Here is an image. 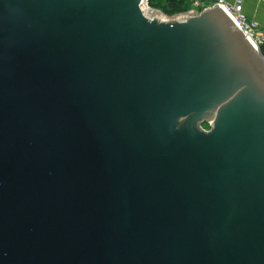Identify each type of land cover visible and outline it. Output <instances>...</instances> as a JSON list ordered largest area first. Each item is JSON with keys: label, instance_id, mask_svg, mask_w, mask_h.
<instances>
[{"label": "water", "instance_id": "water-1", "mask_svg": "<svg viewBox=\"0 0 264 264\" xmlns=\"http://www.w3.org/2000/svg\"><path fill=\"white\" fill-rule=\"evenodd\" d=\"M142 1L0 0V264H264V56Z\"/></svg>", "mask_w": 264, "mask_h": 264}, {"label": "built area", "instance_id": "built-area-1", "mask_svg": "<svg viewBox=\"0 0 264 264\" xmlns=\"http://www.w3.org/2000/svg\"><path fill=\"white\" fill-rule=\"evenodd\" d=\"M145 2L148 4V0ZM215 4L222 7L254 48L259 50L264 48V26L249 17L243 8L242 0H191L192 8L182 17L194 15Z\"/></svg>", "mask_w": 264, "mask_h": 264}, {"label": "crops", "instance_id": "crops-1", "mask_svg": "<svg viewBox=\"0 0 264 264\" xmlns=\"http://www.w3.org/2000/svg\"><path fill=\"white\" fill-rule=\"evenodd\" d=\"M227 1H232V0H227ZM183 2L187 5V9L185 11L178 13L177 15L172 14V16H170V17L180 18L183 15H185L186 12L189 11V9L192 8L191 0H183ZM242 3H243L244 10L249 15V17L255 19L259 24L264 26V0H242ZM152 9H154V8L152 7ZM154 10L161 13L157 9H154Z\"/></svg>", "mask_w": 264, "mask_h": 264}, {"label": "rangeland", "instance_id": "rangeland-1", "mask_svg": "<svg viewBox=\"0 0 264 264\" xmlns=\"http://www.w3.org/2000/svg\"><path fill=\"white\" fill-rule=\"evenodd\" d=\"M162 4L165 5L163 0H149V2H148V5L150 7L152 6L154 9L159 10L161 12L160 14H163L165 17H170V16H172V14L177 15L178 13L182 12L183 10H185L186 7H187L186 4H185V9H182V8H184L183 6H177L176 8L170 9V10H172L171 12L165 13V12L161 11L160 8H159V6H161ZM173 9H179V10L173 11ZM207 122H210V121H207ZM199 125H200V122L198 123V127H199ZM202 127L207 130L209 126H208L207 123H203Z\"/></svg>", "mask_w": 264, "mask_h": 264}, {"label": "trees", "instance_id": "trees-1", "mask_svg": "<svg viewBox=\"0 0 264 264\" xmlns=\"http://www.w3.org/2000/svg\"><path fill=\"white\" fill-rule=\"evenodd\" d=\"M163 1H164L165 5L162 4L161 6H159V8L165 13L171 12L172 10H170V9L176 8L177 6H183L184 8H182V9H185V3L183 2V0H163ZM148 2H149V0H148ZM186 9H187V7H186ZM175 10H179V9H173V11H175ZM185 10H183V11H185ZM260 52L264 56V48H261Z\"/></svg>", "mask_w": 264, "mask_h": 264}, {"label": "bare ground", "instance_id": "bare-ground-1", "mask_svg": "<svg viewBox=\"0 0 264 264\" xmlns=\"http://www.w3.org/2000/svg\"><path fill=\"white\" fill-rule=\"evenodd\" d=\"M141 8L143 9V12L151 18L157 17L161 20L165 19L164 15L160 14L159 12L152 11L146 2L142 1Z\"/></svg>", "mask_w": 264, "mask_h": 264}]
</instances>
